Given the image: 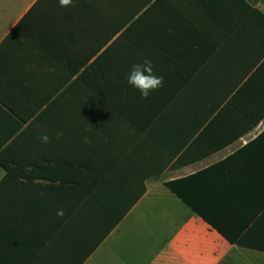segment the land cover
Wrapping results in <instances>:
<instances>
[{
  "label": "crops",
  "instance_id": "crops-1",
  "mask_svg": "<svg viewBox=\"0 0 264 264\" xmlns=\"http://www.w3.org/2000/svg\"><path fill=\"white\" fill-rule=\"evenodd\" d=\"M0 264H264V2L0 0Z\"/></svg>",
  "mask_w": 264,
  "mask_h": 264
},
{
  "label": "clouds",
  "instance_id": "clouds-1",
  "mask_svg": "<svg viewBox=\"0 0 264 264\" xmlns=\"http://www.w3.org/2000/svg\"><path fill=\"white\" fill-rule=\"evenodd\" d=\"M58 4L62 8H67L72 6L73 0H58ZM127 83L137 89L143 99H147L151 92L163 87V77L156 76L151 61L145 59L142 63L132 65ZM39 139L42 143L49 142L47 135H42ZM57 215L63 216V210H57Z\"/></svg>",
  "mask_w": 264,
  "mask_h": 264
},
{
  "label": "trees",
  "instance_id": "trees-1",
  "mask_svg": "<svg viewBox=\"0 0 264 264\" xmlns=\"http://www.w3.org/2000/svg\"><path fill=\"white\" fill-rule=\"evenodd\" d=\"M148 1H152V0H148ZM260 1H263L264 2V0H260ZM142 9L143 8H141V7H134V8H132V17H136L141 12ZM120 12H124V8H122L121 10H119V13ZM125 26H126V22H119L118 23V32L122 31L125 28ZM106 41L108 42L109 40H106ZM104 47H106L105 42H103L102 49H104ZM106 55H107V52L103 53L102 55L98 56L95 61H93V59L96 57L95 55H92V54L91 55H86L85 60H86V65L88 67L87 74L89 72L90 73L91 72L93 73V71L95 70L93 64H98V63L102 62V60L105 58ZM91 61H93L92 62V65L88 66ZM39 121L40 120H35V122L33 124H30L29 128H32V126H34ZM167 187H169L172 191H176L173 183H168L167 184Z\"/></svg>",
  "mask_w": 264,
  "mask_h": 264
}]
</instances>
